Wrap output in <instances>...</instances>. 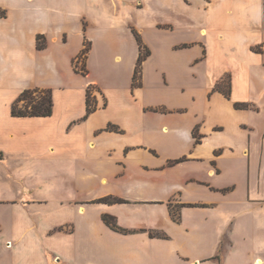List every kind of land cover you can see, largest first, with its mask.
Segmentation results:
<instances>
[{"label": "crops", "instance_id": "obj_1", "mask_svg": "<svg viewBox=\"0 0 264 264\" xmlns=\"http://www.w3.org/2000/svg\"><path fill=\"white\" fill-rule=\"evenodd\" d=\"M155 2L143 33L126 0H0V264H263L264 0ZM34 88L51 116L13 117Z\"/></svg>", "mask_w": 264, "mask_h": 264}, {"label": "trees", "instance_id": "obj_2", "mask_svg": "<svg viewBox=\"0 0 264 264\" xmlns=\"http://www.w3.org/2000/svg\"><path fill=\"white\" fill-rule=\"evenodd\" d=\"M135 40L138 44L139 48V56L137 59V64L134 69V74H133V87H139L141 82H140V77H141V65L143 61L150 55V51L143 45L142 40L140 38V35L135 31L132 30ZM45 47V42L43 37L38 36L37 37V49H43ZM251 50L255 53L262 54L264 53V44L255 46L251 48ZM89 52V45L85 44L84 49L81 51L79 56L77 57L78 61L81 60L82 63H84V60L86 59L87 53ZM75 70L78 72H81L82 74H86V71L84 69V64L83 66L78 69L77 66L75 65ZM91 90L92 88L89 87L87 89V96H86V115H89L96 109V105L94 101L91 99ZM225 96L228 95V93H224ZM52 93L51 90L49 89H39V88H34V89H27L22 91L17 99L12 103L11 105V115L13 117H18V118H26V117H49L52 114ZM237 108H244L245 105L243 104H236L235 105ZM107 129L111 130L112 126H108ZM195 142L199 143V138L194 134ZM186 158H180L178 160H174L169 162V165H175L181 162H184ZM97 203H104V204H117V203H125V201L116 199V198H111V197H106L97 200ZM185 205H178L172 207L169 205V211L171 214V217L174 222H179V214H178V209L184 207ZM192 207V206H189ZM102 221L104 224L111 230L120 233V234H129L131 233L130 231H127L125 229L120 228L116 222L115 219L111 216L108 215H103L102 216ZM149 237L151 238H160V239H166L167 237L164 234L161 233H156V232H149Z\"/></svg>", "mask_w": 264, "mask_h": 264}, {"label": "rangeland", "instance_id": "obj_3", "mask_svg": "<svg viewBox=\"0 0 264 264\" xmlns=\"http://www.w3.org/2000/svg\"><path fill=\"white\" fill-rule=\"evenodd\" d=\"M126 1L133 2V4L131 7L130 6H128V8L126 7L127 9L125 11V17H127L129 23L135 26L138 30H142L143 33L144 32L147 33L148 32L146 25L147 17L152 14V9L156 3L155 0H126ZM99 4L101 5L102 10L104 11L105 5H103L102 2ZM140 4L143 5V11H141L140 9L139 10L135 9L138 8ZM261 258L264 264V254L261 255ZM249 264H252V261H250Z\"/></svg>", "mask_w": 264, "mask_h": 264}, {"label": "bare ground", "instance_id": "obj_4", "mask_svg": "<svg viewBox=\"0 0 264 264\" xmlns=\"http://www.w3.org/2000/svg\"><path fill=\"white\" fill-rule=\"evenodd\" d=\"M256 264H261L260 262H256Z\"/></svg>", "mask_w": 264, "mask_h": 264}]
</instances>
